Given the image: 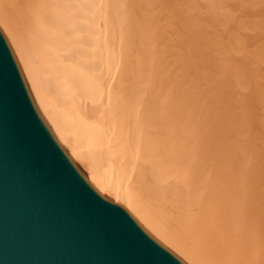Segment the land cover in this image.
<instances>
[{"label":"bare ground","instance_id":"6f19581e","mask_svg":"<svg viewBox=\"0 0 264 264\" xmlns=\"http://www.w3.org/2000/svg\"><path fill=\"white\" fill-rule=\"evenodd\" d=\"M46 120L188 264H264V0H0Z\"/></svg>","mask_w":264,"mask_h":264},{"label":"water","instance_id":"95a60500","mask_svg":"<svg viewBox=\"0 0 264 264\" xmlns=\"http://www.w3.org/2000/svg\"><path fill=\"white\" fill-rule=\"evenodd\" d=\"M0 264H188L77 164L1 26Z\"/></svg>","mask_w":264,"mask_h":264}]
</instances>
